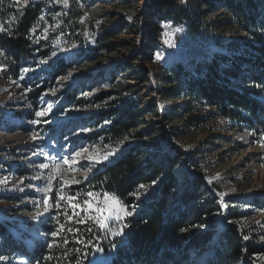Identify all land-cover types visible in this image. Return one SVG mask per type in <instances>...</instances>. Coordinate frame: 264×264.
Segmentation results:
<instances>
[{
  "label": "rangeland",
  "instance_id": "1",
  "mask_svg": "<svg viewBox=\"0 0 264 264\" xmlns=\"http://www.w3.org/2000/svg\"><path fill=\"white\" fill-rule=\"evenodd\" d=\"M39 1L47 11L41 32L46 42L44 47H50L51 55L44 60L38 58L37 63L27 67L29 70L22 75V78L31 76L34 83L45 85V90L38 97V106L34 107L29 101L31 88L23 87L21 82L0 78V222L4 228L26 245H33L32 238L34 243L42 241L48 251L51 250L49 244L56 248L63 241V230L53 236L60 225H88L97 230L98 236L89 239L93 242L90 244L93 249L86 259L87 264H109L111 245L123 236L112 238L94 221L88 220L87 214L80 209L75 210L80 215H74L67 201L60 202V209L50 208L44 215L33 219L38 212L44 211L37 203L42 201L43 196L36 188L43 186L47 175V170L42 172L34 165L48 162L44 161L45 154L59 159L82 153L75 165L78 171L64 174V179L71 181L75 177L80 182L63 186V194L77 197L75 202L83 206V201L89 199L88 192L102 198V194L84 183L133 144L136 132L144 133L158 124L164 130L167 144L182 152L189 162L188 165L184 161L180 163L184 173L199 179L208 190L216 192L222 209L220 223L228 227L231 225L225 218L229 207L223 206V201H229L232 211L241 213L233 222L239 236L246 243L250 241L249 245L257 250L264 249V140L249 130L230 129L220 117H208L202 130L189 129L183 125V108L188 106L186 96L159 92L166 85L162 80L163 68L177 62L191 68L193 62L222 51L216 47L215 40L225 41L238 35L223 27L205 38H193L180 25L162 24L164 46L153 51L143 30L145 17L142 12L147 0H72L68 7L56 0H26L24 5ZM71 7L74 12L83 13L80 27H73L72 33L61 26L65 13L70 12ZM105 31L109 33L102 37ZM157 54L160 59H157ZM59 59L69 67L62 76L50 80L47 64ZM152 101L157 117L151 111L142 114L138 126L122 139L109 134L107 129L116 119V113L132 107H138L139 113H142ZM49 106L50 111L41 118L47 123L32 124L31 121L37 119L35 112ZM196 111L200 114L211 112L209 109ZM174 129H178L180 134L171 139L169 130ZM33 134H39L40 139L33 141ZM109 152L112 155L107 160L90 163L88 159L102 157ZM37 175L41 179L33 180L32 177ZM151 189L152 186H139L136 201H145ZM221 193L225 195L221 196ZM49 195L55 197V189ZM139 208L135 203L129 206L132 215ZM58 212H61V220ZM82 217L85 222L79 223ZM126 218L112 227H123ZM44 226L51 230L45 233ZM66 231L65 240L76 242L71 228ZM97 247L102 250L97 251ZM46 258H42L41 264L47 261ZM198 260V257L192 256L186 264H196ZM245 261L248 264H264V252L255 255L253 260L246 257ZM82 263L81 260L76 262ZM0 264L27 262L23 258L16 260L13 254L0 252Z\"/></svg>",
  "mask_w": 264,
  "mask_h": 264
},
{
  "label": "trees",
  "instance_id": "2",
  "mask_svg": "<svg viewBox=\"0 0 264 264\" xmlns=\"http://www.w3.org/2000/svg\"><path fill=\"white\" fill-rule=\"evenodd\" d=\"M14 3L15 0H4L0 4V24L6 29L0 32V52L5 53L0 55V65L4 66L0 78L31 88L28 98L37 107L45 85L22 75L23 69L32 67L38 58H50V47H44L41 32L47 11L42 1L19 10L9 7ZM82 14L71 7L61 22L62 28L74 32L80 27ZM142 15L144 35L153 51L164 46L162 24L180 25L193 38H205L223 27L238 35L225 41L215 40L222 51L193 62L191 68L179 62L163 68L166 85L159 92L186 96L183 125L189 129L202 130L208 117H220L230 129L249 130L264 140V0H147ZM33 28L34 34L30 32ZM108 33L105 31L102 37ZM47 66L50 80L62 76L69 67L62 59ZM153 103L142 113L138 107L116 113L107 129L109 134L122 139L138 126L142 114L151 111L157 117ZM196 109L211 112L200 114ZM143 132H136L133 144L84 183L93 191L111 193L128 206L135 203L140 207L123 221V237L112 243L109 264H186L192 256L199 258L196 264H248L246 257L253 260L263 253L264 249L250 246V241L246 243L237 233L233 222L241 213L233 212L229 201L223 203L229 207L225 218L231 225L220 223L222 209L217 198L199 179L184 173L180 163L189 162L182 152L167 144L164 130L156 124ZM179 134L178 129L169 130L171 139ZM141 185L152 189L145 201H136ZM64 224L63 241L47 251L45 243H34L33 238V245H26L0 222V252L13 254L16 260L23 258L27 264H41L45 256L48 258L43 264H76L79 260L87 264L93 249L89 239L98 236L97 230L88 225ZM67 228H71L76 242L68 239L64 243ZM42 229L45 233L51 230L47 226Z\"/></svg>",
  "mask_w": 264,
  "mask_h": 264
},
{
  "label": "snow or ice",
  "instance_id": "3",
  "mask_svg": "<svg viewBox=\"0 0 264 264\" xmlns=\"http://www.w3.org/2000/svg\"><path fill=\"white\" fill-rule=\"evenodd\" d=\"M26 0H15L14 4H9V7H16L17 10H19L22 6H24V3ZM57 3H62L64 7L69 6V0H56ZM187 0H181V3H186ZM4 0H0V4H3ZM41 20H43V17H40ZM6 29L4 28L3 24H0V32H4ZM31 33H35V28L30 29ZM168 41H166L167 43ZM171 47L172 45L169 44ZM0 55H5V53L0 52ZM161 57L159 54H157V59H160ZM29 69L25 68L23 69L24 72H27ZM4 71V66L0 65V72ZM53 94H55V90L53 91ZM51 106H49L48 109H43L40 111L35 112V116L37 119H34L31 121L34 125H40L41 123H47V121H43L41 118H43L48 111H50ZM40 139L39 134H33L32 140L36 141ZM112 153H106L102 157L96 156V157H88L90 163H98L100 160H107L109 156H111ZM82 156V153L77 152L75 156L71 155H65L63 157H60L57 159L56 157H49V155H44V161L48 162H41L39 164L34 165V167L39 168L42 172L47 170V175L45 177V182L42 187H37L36 191L40 192L43 196L42 201L37 202L40 204L44 211L38 212L36 216L33 217V219H37L39 216L44 215L46 212L49 211L50 208L54 209H60L61 208V201H67L69 206L74 210L73 214L76 216H79L80 213L76 212V209H80L82 212L87 214V219L94 221V223L103 231H105L108 235H110L112 238H115L119 235L123 234V227H117L113 228V224L119 225L121 221L128 216L132 215V211L129 210V206L123 203L122 200H120L116 195H113L111 193H103L102 198H100L96 193L88 192L86 195L89 197V199H86L83 201V206L79 203H76L77 197L74 196H65L63 194V186L79 183L80 181L73 179L71 181L64 179V174L66 172H76L78 169L75 167V165L79 162L78 158ZM86 178V177H85ZM33 180H40L41 176H33ZM23 183V181H21ZM209 183H212L211 180H209ZM141 188L144 187V185L140 186ZM56 191L55 197L50 196L49 194L53 191ZM20 191H23V189H18ZM225 195L224 193H221V196ZM224 207H227L226 204L223 205ZM71 219V217H69ZM79 223H84L85 219L82 217L79 221ZM59 223V221H57ZM64 226L60 225V229L57 230V232L53 233V236L59 235V231L63 230ZM91 231V229H89ZM245 239H248L247 236L244 237ZM80 241H77L79 243ZM65 243L67 241L65 240ZM87 246V245H86ZM49 249L53 247L52 244L48 245ZM97 251H101L102 248L97 247ZM51 259V257H49Z\"/></svg>",
  "mask_w": 264,
  "mask_h": 264
},
{
  "label": "water",
  "instance_id": "4",
  "mask_svg": "<svg viewBox=\"0 0 264 264\" xmlns=\"http://www.w3.org/2000/svg\"><path fill=\"white\" fill-rule=\"evenodd\" d=\"M208 189H209V188H208ZM209 191H210V190H209ZM210 193H211L212 196H214V197L217 198V195H216V192H215V191L211 190Z\"/></svg>",
  "mask_w": 264,
  "mask_h": 264
},
{
  "label": "bare ground",
  "instance_id": "5",
  "mask_svg": "<svg viewBox=\"0 0 264 264\" xmlns=\"http://www.w3.org/2000/svg\"><path fill=\"white\" fill-rule=\"evenodd\" d=\"M251 161H252V160H251ZM248 166H249V165H248ZM252 166H253V165H252ZM247 169H248V168H247ZM247 169H246V170H247ZM251 169H252V168H251ZM251 169H250V170H251Z\"/></svg>",
  "mask_w": 264,
  "mask_h": 264
}]
</instances>
